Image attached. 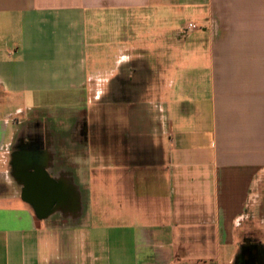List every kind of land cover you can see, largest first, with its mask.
Segmentation results:
<instances>
[{"label":"crops","instance_id":"crops-1","mask_svg":"<svg viewBox=\"0 0 264 264\" xmlns=\"http://www.w3.org/2000/svg\"><path fill=\"white\" fill-rule=\"evenodd\" d=\"M254 211L264 0H0V264H240Z\"/></svg>","mask_w":264,"mask_h":264},{"label":"rangeland","instance_id":"rangeland-1","mask_svg":"<svg viewBox=\"0 0 264 264\" xmlns=\"http://www.w3.org/2000/svg\"><path fill=\"white\" fill-rule=\"evenodd\" d=\"M143 18V19H142ZM140 20H145L144 17L140 16ZM142 27L144 26L143 24H145V22H142ZM143 28H141V31H139L138 29L135 30V32H141L142 36H144L145 31L142 30ZM116 88V86H115ZM114 88V89H115ZM111 89V87H110ZM92 101H96L98 102H102L103 104H106V102H116L117 104L115 106H113V108H109L106 107L105 109V113H107V115L109 116L108 118V125L111 123L113 125V120L115 119V124H114V128L111 127L113 129V131L116 132H120V88L117 87V90L112 92L111 90H109L106 93H101L98 92L97 94L92 93ZM107 111V112H106ZM117 123V124H116ZM115 135V134H114ZM262 180V179H261ZM263 181V180H262ZM262 181H259L256 186H254V188L250 189V194L248 195V206L251 208L256 209V211H258V208H260V203H261V192H260V183H262ZM241 191V190H240ZM250 212V210L248 211ZM247 212V213H248ZM253 213V214H252ZM251 216L249 217H242L238 220L237 222V228H236V233H237V238H239L238 241L241 240V236H239L240 234H242V240L244 239V237H247L245 240H251V244L253 245V249L254 253L253 254H249L248 256V260L247 263L248 264H264V218H262V216H260L258 214V212H252ZM245 215V214H244ZM248 215H250V213H248ZM245 232V234H244ZM236 238V240H237ZM236 247L238 248L237 245H234L231 241H229L224 249L225 252H227L226 254H224V257L222 258L221 264H228L229 259L232 256V250L233 248ZM243 249L240 250L238 257H237V262L239 263H244V255L245 252L242 251ZM247 251H250V248L247 249ZM231 252V254H230ZM239 260V261H238Z\"/></svg>","mask_w":264,"mask_h":264},{"label":"water","instance_id":"water-1","mask_svg":"<svg viewBox=\"0 0 264 264\" xmlns=\"http://www.w3.org/2000/svg\"><path fill=\"white\" fill-rule=\"evenodd\" d=\"M37 175H42L43 176V179H45V181L47 182V187H48V193L49 195L46 194V202H45V205H46V211L44 212L47 213L49 211V209L51 208V202L53 201V198L56 197L58 194L56 192L59 191V186L49 177V175L46 173V171H33L29 178L27 179V184H26V190L24 191L25 194L27 195L28 193V188L27 187H30V186H33V183H36L34 181H37L36 177ZM30 185V186H28Z\"/></svg>","mask_w":264,"mask_h":264},{"label":"flooded vegetation","instance_id":"flooded-vegetation-1","mask_svg":"<svg viewBox=\"0 0 264 264\" xmlns=\"http://www.w3.org/2000/svg\"><path fill=\"white\" fill-rule=\"evenodd\" d=\"M247 237H244V239L242 240L241 244H240V249H243L242 251L245 252V255H244V260H248V256L249 254H253L254 253V250H252L254 247L253 245L251 244V240H245ZM250 248V251L248 252L247 249ZM238 257V256H237ZM239 261V260H238ZM239 263V262H238ZM241 264V263H240ZM248 264V263H247Z\"/></svg>","mask_w":264,"mask_h":264},{"label":"built area","instance_id":"built-area-1","mask_svg":"<svg viewBox=\"0 0 264 264\" xmlns=\"http://www.w3.org/2000/svg\"><path fill=\"white\" fill-rule=\"evenodd\" d=\"M197 28V25L195 23H192V22H189L186 24L185 28H184V32L187 31V30H193Z\"/></svg>","mask_w":264,"mask_h":264}]
</instances>
